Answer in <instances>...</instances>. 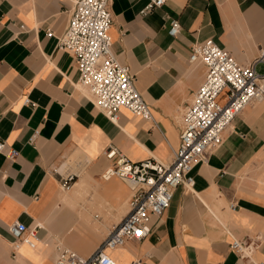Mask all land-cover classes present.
Returning <instances> with one entry per match:
<instances>
[{"label":"crops","instance_id":"crops-1","mask_svg":"<svg viewBox=\"0 0 264 264\" xmlns=\"http://www.w3.org/2000/svg\"><path fill=\"white\" fill-rule=\"evenodd\" d=\"M146 4L113 0L107 34L152 121L119 109L111 122L77 85L72 55L56 49L71 3L0 0V264H55L59 249L86 258L123 219L130 190L100 178L113 162L103 154L110 147L129 162L170 163L205 72L187 62L191 45L212 40L240 66L264 58V0H166L141 14ZM165 18L179 24L174 37ZM254 70L264 75V63ZM221 140L192 169L190 191L177 187L151 220L149 236L109 252L115 264H264V99L236 115ZM66 175L75 179L63 190ZM14 221L35 229L33 248L13 249ZM232 240L249 245L246 258Z\"/></svg>","mask_w":264,"mask_h":264},{"label":"built area","instance_id":"built-area-1","mask_svg":"<svg viewBox=\"0 0 264 264\" xmlns=\"http://www.w3.org/2000/svg\"><path fill=\"white\" fill-rule=\"evenodd\" d=\"M71 3L66 25L57 39L56 49L69 52L78 73L77 85L83 89L95 107L109 121L115 122L119 109L144 121H152L149 107L134 87V78L128 67L120 64L111 52V40L107 34L112 23L109 5L113 0H63ZM166 0H147L141 14L160 9ZM166 33L174 37L179 31L175 19L165 18ZM50 37L51 32L46 31ZM264 54V48L262 49ZM188 63H201L205 69L203 81L195 90L190 103L182 111L178 146L172 152L170 163L163 164L152 158L129 162L116 150L108 147L103 156L113 160L100 175L102 180L115 177L130 190L128 210L105 239L86 258L59 249L55 264H115L109 252L125 242L138 241L150 234V222L158 218L168 207L173 191L183 187L190 191L192 169L201 163L208 151L221 144L222 133L233 118L250 103L264 99V75L254 70V64L264 63L260 57L247 66L238 65L232 56L212 40L193 44L188 49ZM224 95V103L217 99ZM23 104H28L26 99ZM3 143L0 142V151ZM16 153H6L8 160ZM74 175L60 177V188L66 190ZM35 229L27 230L20 222L8 226L13 237V249L19 244L33 248ZM230 249L239 258H246L249 245L232 240Z\"/></svg>","mask_w":264,"mask_h":264},{"label":"bare ground","instance_id":"bare-ground-1","mask_svg":"<svg viewBox=\"0 0 264 264\" xmlns=\"http://www.w3.org/2000/svg\"><path fill=\"white\" fill-rule=\"evenodd\" d=\"M114 250H117V249H114Z\"/></svg>","mask_w":264,"mask_h":264}]
</instances>
